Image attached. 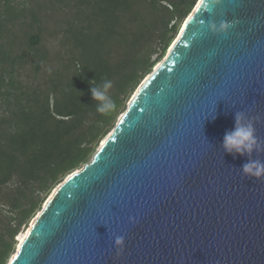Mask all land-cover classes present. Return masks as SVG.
<instances>
[{"label": "water", "instance_id": "1", "mask_svg": "<svg viewBox=\"0 0 264 264\" xmlns=\"http://www.w3.org/2000/svg\"><path fill=\"white\" fill-rule=\"evenodd\" d=\"M196 1L7 264H264V176L240 172L264 162V0ZM221 20L234 23L226 36L208 28ZM237 111L262 142L251 156L222 146Z\"/></svg>", "mask_w": 264, "mask_h": 264}, {"label": "trees", "instance_id": "2", "mask_svg": "<svg viewBox=\"0 0 264 264\" xmlns=\"http://www.w3.org/2000/svg\"><path fill=\"white\" fill-rule=\"evenodd\" d=\"M194 2L0 0V264L50 192L92 157ZM105 80L116 108L101 114L89 89Z\"/></svg>", "mask_w": 264, "mask_h": 264}, {"label": "clouds", "instance_id": "3", "mask_svg": "<svg viewBox=\"0 0 264 264\" xmlns=\"http://www.w3.org/2000/svg\"><path fill=\"white\" fill-rule=\"evenodd\" d=\"M234 25L233 22L227 20H221L218 25L211 23L208 28L220 35L226 36L229 29ZM89 91L91 92L92 98L98 102L96 111L101 114H108L116 108L115 101L108 95L109 89L112 87L110 80H105L102 85H96L95 82H90ZM259 121L260 117L254 118ZM222 146L228 154H238L240 156L248 155L251 156L255 150L257 152L262 150V142L255 134V127L253 120L246 118L245 113L237 111L234 114V128L232 131L226 132ZM240 172L245 177L261 178L264 176V162L256 159H249L244 163ZM114 245L117 249L116 255H122L125 245V237L123 235H116L114 237Z\"/></svg>", "mask_w": 264, "mask_h": 264}, {"label": "rangeland", "instance_id": "4", "mask_svg": "<svg viewBox=\"0 0 264 264\" xmlns=\"http://www.w3.org/2000/svg\"><path fill=\"white\" fill-rule=\"evenodd\" d=\"M196 2H197V1H196ZM183 21H184V20H183ZM183 21H182V23H180V27L182 26ZM180 27H179V29H178V32H179V30H180ZM169 35H171V34H169ZM176 36H177V35H175V38H176ZM175 38H174V39H175ZM174 39H173V40H174ZM172 42H173V41H172ZM172 42H171V44H172ZM155 57H156V55H153V56H152V58H155ZM156 65H157V64H156ZM156 65H155V66H156ZM155 66H154V67H155ZM154 67H153L152 69H154ZM152 69H151V71H152ZM151 71H150V72H151ZM150 72H149V73H150ZM149 73H148V74H149ZM146 76H147V75H146ZM144 78H145V77H144ZM144 78H143V79H144ZM143 79H142V80H143ZM142 80L140 81V83L142 82ZM132 93H133V91L130 93L129 97L131 96ZM129 97H128L127 101L125 102V104H127L128 100H129ZM125 108H126V106H125ZM119 115H120V114L116 115V117H115V121H114V124H113L112 127H110V128L108 129L109 131L107 132L106 135H108L109 132L112 130V128L115 126L116 121H117V118L119 117ZM106 135H104L101 139H103ZM101 139L98 141V145L101 143ZM90 159H91V157H89V160H90ZM82 165H83V164H82ZM82 165H81L80 167H82ZM80 167H79V168H80ZM63 180H64V179H63ZM63 180H62V181H63ZM52 191H53V190H52ZM52 191H51V192H52ZM48 196H49V195H48ZM45 201H46V199H45ZM45 201H43L42 204H43ZM40 208H41V207H40ZM40 208H39V209H40ZM37 213H38V211H36V212L34 213L33 218L36 216ZM31 221H32V218L29 220V222L26 224V226H24V225L22 226L20 232H22V231H24V230H27L28 227H30V223H31ZM16 237H17V236H16ZM16 237H15V239H16ZM17 246H18V245L15 244V248H16ZM16 249H17V248H16Z\"/></svg>", "mask_w": 264, "mask_h": 264}, {"label": "bare ground", "instance_id": "5", "mask_svg": "<svg viewBox=\"0 0 264 264\" xmlns=\"http://www.w3.org/2000/svg\"><path fill=\"white\" fill-rule=\"evenodd\" d=\"M197 1H198V0H197ZM182 25H183V24H182ZM181 29H182V26L180 27V30H179V31H181ZM178 34H179V33H178ZM177 36H178V35H177ZM173 41H175V39H174ZM172 43H173V42H172ZM171 45H172V44H171ZM171 45L169 46V48L171 47ZM169 48H168V49H169ZM156 66H157V65H156ZM156 66H155V67H156ZM155 67H154V68H155ZM103 140H104V138H103ZM103 140L101 141L100 144H102ZM44 203H45V202H44ZM44 203H43V204H44ZM31 223H32V221H31ZM31 223H30V226H31ZM29 228H30V227H28L27 230H24V231H22L21 233H19V234L17 235V237H16L17 240H16V241H17V245H18V246H17L16 248H19L20 244L22 243V241H23L24 238L26 237L27 232L29 231ZM11 257H12V255H11Z\"/></svg>", "mask_w": 264, "mask_h": 264}]
</instances>
